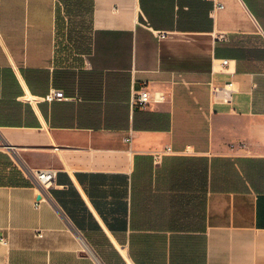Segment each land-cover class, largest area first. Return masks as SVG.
Returning <instances> with one entry per match:
<instances>
[{
	"label": "crops",
	"instance_id": "crops-1",
	"mask_svg": "<svg viewBox=\"0 0 264 264\" xmlns=\"http://www.w3.org/2000/svg\"><path fill=\"white\" fill-rule=\"evenodd\" d=\"M62 9L0 0V264H264V0Z\"/></svg>",
	"mask_w": 264,
	"mask_h": 264
},
{
	"label": "built area",
	"instance_id": "built-area-1",
	"mask_svg": "<svg viewBox=\"0 0 264 264\" xmlns=\"http://www.w3.org/2000/svg\"><path fill=\"white\" fill-rule=\"evenodd\" d=\"M218 7H222V5H219ZM159 36L163 37L164 34H160ZM232 86L233 83L229 82V84H227L226 86L228 88H226L225 90H231ZM221 91L223 90L220 89L215 90L216 94ZM63 98H64V92L63 90L60 89H52L44 97V99L48 101L61 100ZM165 99H166V95L163 91L152 92L148 89H141L134 93L132 98V106L134 108H146L150 106L152 103L164 102ZM4 147L7 150H12V151L16 150L15 147L11 146L10 144L5 145ZM33 171L40 179L44 187H48L53 183L54 175H55L53 170L45 169V170H33Z\"/></svg>",
	"mask_w": 264,
	"mask_h": 264
},
{
	"label": "rangeland",
	"instance_id": "rangeland-1",
	"mask_svg": "<svg viewBox=\"0 0 264 264\" xmlns=\"http://www.w3.org/2000/svg\"><path fill=\"white\" fill-rule=\"evenodd\" d=\"M88 4V1H87ZM84 11V10H83ZM83 11H80L76 9V7L71 10V15L68 14L67 10L62 9V21L60 29L62 31V34H65V32L68 30V28H78L79 30V36L78 39L75 40V43L69 45L68 43H64V36L62 35V38L60 39L61 42V48L62 50L66 51L67 53L71 52L70 50H77L78 46L80 44L86 45L89 40V21H88V14L87 18H84V14H81ZM88 13V12H86ZM67 17V19H66ZM64 44V45H63Z\"/></svg>",
	"mask_w": 264,
	"mask_h": 264
},
{
	"label": "trees",
	"instance_id": "trees-1",
	"mask_svg": "<svg viewBox=\"0 0 264 264\" xmlns=\"http://www.w3.org/2000/svg\"><path fill=\"white\" fill-rule=\"evenodd\" d=\"M61 5H65V8L69 15H71V10H73L74 7H76L77 10L83 11L84 8V0H59ZM88 1V0H87ZM88 5H87V11H88ZM62 21V14L61 11L59 13L58 10V25L61 26Z\"/></svg>",
	"mask_w": 264,
	"mask_h": 264
}]
</instances>
